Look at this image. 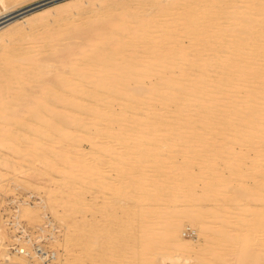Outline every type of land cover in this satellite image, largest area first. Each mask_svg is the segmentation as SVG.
<instances>
[{"label":"bare ground","instance_id":"6f19581e","mask_svg":"<svg viewBox=\"0 0 264 264\" xmlns=\"http://www.w3.org/2000/svg\"><path fill=\"white\" fill-rule=\"evenodd\" d=\"M145 1L75 0L74 5H60L57 14L67 22L69 13L81 7L93 9L105 2L108 9L101 19L97 15L96 21L81 22L90 38L76 52L80 55L60 59L63 65L49 70L51 76L32 92L19 83L37 77L42 60H47L45 47L61 37L62 30L52 25L56 12L47 17L49 9H40L0 26V120L10 125L0 124V149H25L21 142L26 134L33 135L27 138L33 139L28 140L31 147L58 149L55 157L49 153L39 158L45 168L57 172L58 178L51 173L59 181L49 196L54 209L65 216L77 198L72 197V177L85 178L91 169L85 162L89 158L82 164L84 159L78 157L88 153L82 140H90L98 151L117 154L125 168L122 182L135 200L141 243L147 247L141 245L142 250L170 242L177 253L194 250L198 258H208L211 252L203 254L200 243L176 230L186 218L204 235V247H230L241 264L240 248L254 246L250 264H264V210L249 201L264 198V0ZM19 2L0 0V15L21 7ZM35 20L42 25L36 32L30 30ZM61 115L75 125L73 161L65 153L68 130L51 123ZM102 136L106 139L100 140ZM243 144L247 149L238 148ZM218 157L228 174L220 170ZM75 160L79 163H71ZM13 161L0 153V179L2 167ZM249 175L258 182H247ZM198 178L203 179L204 193L215 200L211 209L184 204L186 188ZM233 187L242 190L235 198ZM236 199L246 202L233 205ZM163 200L166 207L152 206ZM38 202L47 206L43 196ZM17 210L19 219L20 205ZM158 212L162 216L155 220ZM72 235L79 245L72 250L80 262L87 254L86 237ZM215 254L226 259L225 252Z\"/></svg>","mask_w":264,"mask_h":264},{"label":"rangeland","instance_id":"374dc122","mask_svg":"<svg viewBox=\"0 0 264 264\" xmlns=\"http://www.w3.org/2000/svg\"><path fill=\"white\" fill-rule=\"evenodd\" d=\"M74 1L75 0H20L18 5H20L21 7L13 10L12 13L8 12V14L6 12L7 14H2L4 17L0 15L2 17H0V26L2 25L3 27H5L6 25L12 23L13 21H16L17 19L23 20L33 12L46 8V11H48L49 9V11L46 12L47 14L44 13V15L47 17L51 15V13L56 12V14H53V16H55L54 19H56L52 21V25H57L56 27L62 30L61 37L54 39L53 41H51V44H49V46L47 45L45 47L49 50H45L46 53L44 52L45 54H43V57L45 55V58H47V60H42L43 62L45 61V64L43 62L42 63L44 64V66H47L41 67V72L35 79H28L19 83L24 90L29 89V91L31 90L32 92L33 90L37 89V86L41 83V81H43L44 78H47V76H51L49 75L51 74L49 70H54L57 68V66L59 67L63 65L62 62L60 65V59L63 58L62 61H64V59L67 58L72 59L74 57H78L80 53L76 52L84 44H86V42H88L90 38V30L82 25V21L90 20V22H92L94 21V19L96 21L98 19V16L99 19H101L103 15L107 13L106 9H108V7L104 6L105 2L103 4L101 3L100 5H97V7L93 9L90 7H81L77 9V12L69 11L70 20L69 22H67V20L62 18V15L60 13L57 14V11H59V6L63 3L67 2L68 5H74ZM120 1L122 3L123 1L126 2V0ZM147 1L148 0H146L145 2ZM94 10H97V12H94ZM101 11L106 12L102 13ZM38 24H40V21L35 20V22L32 24V29L30 28V30H39V27H41L42 25L40 26ZM10 38H12V40H15V37L13 38V36H11ZM10 40L11 39H9L8 43L13 42H11ZM30 100L27 101V103H31ZM35 105V103L26 104V106L24 107L28 109L34 107ZM44 106L45 105H39V107ZM6 122L8 121L6 119L4 120V118L0 120V124H5ZM51 123H57L61 125V127L64 126L68 130V135L65 137L64 141L65 147L67 148V152L65 153L67 157L70 158V160L76 158L77 154L74 153L75 151L73 146V144L76 142L74 137L75 125L71 122L70 117L65 118L62 115L59 117L57 116L55 120L51 119ZM6 125L10 127L9 122L6 123ZM26 135H28L29 137L33 136L32 134ZM29 137H24L25 141L23 139V142H21V144H26V147L23 146V148L25 147V149H0L1 156H6L14 160L10 166H4L1 170V175L3 177L0 179V264H29L28 258L24 254L16 253V255L14 256L12 255L13 253H9V249H7L8 247H6L8 246V243L12 239L13 235L8 228L5 215L10 210H14L15 207L18 208L19 205L21 210L19 219L17 218V220L22 219L25 223V226L30 229H37L39 226L41 227L47 219H51L53 221V225H50V229L54 231L55 234L53 235H55V238L51 237V245L56 248V250H58V258L56 264H67L69 262V259H73V264H129L130 262V264H239V262H237L236 256L233 255V249L230 247H227L225 245H223L224 248L218 245L219 248L215 249L211 247H204V235L202 233H199V229H195L196 225L189 222L186 218H183L182 223L176 225V230L182 235L183 238L195 239L198 243H200L201 250L200 248L198 250H200V252L203 251V254L211 252L208 258H204L203 255H200V257L198 258L197 252L194 250L191 252L185 251L186 254L179 251L177 253V251L175 252V250L173 251V249L171 248L170 242H167L166 246L160 245L161 247H148V249L142 250V232H140L141 230L138 226V221L136 222L138 215L135 211V200L134 198L130 197V194L125 192V186L122 182V171L125 170V168L123 166H120L119 160L116 159L117 154H114L113 152H111V150L110 152L109 150L106 151V149V152H103L104 148H102V152H100L101 150L95 148V144H93L90 140H82L81 144L84 147V150L88 153L84 154V157H81L80 155L78 157L82 160L84 159L82 164L86 162L88 167L91 165V169L89 167L90 170L85 178L81 177L80 179H78L75 178V175L74 177H72V179L76 180L74 182H72L71 180V184H74L72 185V192H74V195L72 194V197L76 196L77 198H73L72 202L74 204H71V209L69 210L70 212L66 211L67 216H62L61 212H57L54 209L52 205L53 200H51V197L49 196L51 193L50 187L57 186V181H59V179L53 178L51 173L53 172L54 177L58 178V176L55 175V173L57 172L55 170L45 168L42 163H40L44 157L46 158L49 155V153L54 157L55 155H58V149H51L50 147L49 150V148H47L46 146L41 148L31 147L32 143H30V145L28 144L29 139L27 138ZM44 139L46 145H48V141L46 142V140L48 139ZM104 139L106 138H104L103 136L100 138V140ZM31 140L33 141V139ZM31 140H29V142ZM51 142H54V139H52ZM27 146L32 151L30 149L28 150ZM240 147L247 149V145L244 144L242 146H238V148ZM38 149H41V153L40 151H38ZM97 149L100 151H98ZM97 151L100 153H98ZM53 153H55V155ZM181 155L179 156V158L182 157ZM39 156H42L43 158L41 159L39 158ZM23 157L25 158V160H21V158ZM86 157L89 158L87 159L88 161H85ZM260 157L263 158L264 155ZM72 161L71 163L74 164H76V162L79 163V160H75L74 162ZM217 161L222 173L225 175L228 174L229 169L225 166L223 158L218 157ZM261 164L264 167V158L262 159ZM96 165H98L99 168L96 167ZM73 168L76 169V166H74ZM194 170H199V166L197 163L194 166ZM74 172L76 173V170ZM244 179L249 183L258 182L256 181L257 178L252 175L246 176ZM80 186L81 188H79ZM190 187H192L193 189H190ZM204 191L203 179L198 178L197 181H194V184L192 186L189 184L188 188H186L187 195L184 204L186 206L190 205L193 208L206 207V209H211V206L215 204V200L212 199L211 196L206 195ZM230 192H233V198H235L240 195L242 190H239L237 187H233ZM80 193L83 195H80ZM260 193H262V191ZM28 194H35V196L33 199H30L28 201L29 203L23 202L24 200H28L25 199L27 198ZM42 196L45 197V203L47 205L46 207L41 205L42 202H38ZM16 198L24 199L16 200L17 202H10L12 199ZM80 201L85 204L81 203ZM246 201H244V199H236L233 200V205L237 202L245 203ZM249 201H251V203L256 208H261L264 210V198L262 199L261 195L257 196L256 198H251ZM30 203L34 205H31ZM167 203L168 202L166 200H163L162 203H153L152 206L154 208H157L159 205L166 207ZM126 204L129 205L130 210L127 209L128 206ZM17 208L16 215L18 214ZM58 208L60 209L61 206ZM160 216L162 215L158 212L154 219L158 220L160 219ZM72 217L74 218L71 219ZM78 221L81 223H79ZM72 234H78L79 236L85 234L86 237L85 240L87 242V254L81 259L80 262H77V260H75V252L74 250H72L73 247L76 249L79 248V245L76 244L75 237L73 238ZM72 239L74 240V243ZM253 247L254 246L248 249H244L243 247L240 248V255L242 256V260L244 261L241 264L251 263L253 257L252 254L255 250L253 249ZM69 248L71 250L70 254L68 250ZM141 251H144V255L143 253L141 255ZM145 251H147L148 255H146ZM216 252H225L226 259H221V257H218L217 254H215ZM139 253L142 257L146 258L143 260ZM166 253L169 257L164 256L166 255ZM173 255L178 256L174 257ZM172 256L174 258H170ZM8 257L11 258L8 259Z\"/></svg>","mask_w":264,"mask_h":264},{"label":"built area","instance_id":"2783aa9c","mask_svg":"<svg viewBox=\"0 0 264 264\" xmlns=\"http://www.w3.org/2000/svg\"><path fill=\"white\" fill-rule=\"evenodd\" d=\"M35 194H28V201L33 199ZM24 198L12 199L10 202L20 200ZM16 208L10 210L5 215L6 223L11 231L12 239L8 243V249L12 253L17 252L24 254L28 258L29 264H56L58 258V252L56 248L51 245L52 234H55L50 229L51 219H47L42 229L40 226L37 229H30L25 226L22 219L21 223L18 222L16 216ZM48 222V223H47Z\"/></svg>","mask_w":264,"mask_h":264}]
</instances>
